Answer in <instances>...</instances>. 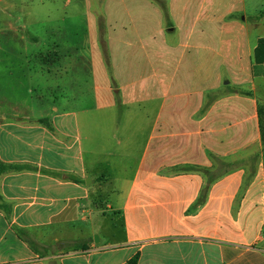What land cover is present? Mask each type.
I'll return each mask as SVG.
<instances>
[{
    "label": "crops",
    "instance_id": "obj_1",
    "mask_svg": "<svg viewBox=\"0 0 264 264\" xmlns=\"http://www.w3.org/2000/svg\"><path fill=\"white\" fill-rule=\"evenodd\" d=\"M164 1L168 18L154 0H104L99 15L69 0L52 19L54 130L4 140L19 159L2 162L37 170L0 177V264H264V37L248 22L264 9ZM75 241L87 250L61 249Z\"/></svg>",
    "mask_w": 264,
    "mask_h": 264
},
{
    "label": "rangeland",
    "instance_id": "obj_2",
    "mask_svg": "<svg viewBox=\"0 0 264 264\" xmlns=\"http://www.w3.org/2000/svg\"><path fill=\"white\" fill-rule=\"evenodd\" d=\"M68 1L0 0V159L6 161L19 159L14 153L15 146L8 148L12 152L6 151L5 138L13 140L15 145V142H19L21 138L20 127L39 126L34 122L52 111V64L55 55L51 46L56 41V37L50 30L53 27L56 29L57 24L52 21L53 18L64 13L71 15L72 8L65 7ZM75 1L73 0V4ZM103 1L88 0L90 12L99 15ZM247 2L250 16H257L264 9V0H247ZM79 13L85 15L88 13L87 8L81 6ZM40 16L44 23L38 21ZM248 22L252 26L250 38L256 44L259 38L264 37V24L258 28L254 27L256 21H252L249 17ZM262 23L264 18L260 20V24ZM23 24L27 26L25 29L28 32L17 28ZM100 24H103L102 19L99 20ZM27 35H30L29 38H26ZM32 35L41 37L39 50H36L33 44L36 40H32ZM24 47L26 50L29 48L28 55H23ZM256 86L264 128V79H257ZM245 88L248 89V86ZM233 89L230 87L231 91ZM228 91L229 89L224 87L219 94ZM101 181L90 180L86 184L83 182V185L94 188L98 187ZM105 202L106 200L95 199L93 209L102 207ZM55 262L52 258L48 264Z\"/></svg>",
    "mask_w": 264,
    "mask_h": 264
},
{
    "label": "trees",
    "instance_id": "obj_3",
    "mask_svg": "<svg viewBox=\"0 0 264 264\" xmlns=\"http://www.w3.org/2000/svg\"><path fill=\"white\" fill-rule=\"evenodd\" d=\"M155 2L159 3L162 6V9L164 11V14L166 16V18L169 17L168 15V9H167V5L166 2H161V0H154ZM264 16V10L261 11L260 15L255 17V23H259V21L261 20V18ZM254 19V18H252ZM262 44V46L264 45V39L261 40L260 42ZM107 65H108V69L109 72L111 73V66L109 64V62L107 61ZM239 94L244 95V96H250L251 93L248 91H240ZM117 95V92H116ZM260 111V110H259ZM261 119H262V115L260 113ZM35 123L42 125L46 128H48L50 131L54 130L53 124L51 119L49 118H41L35 121ZM261 133H262V141H263V146H264V128L262 126V121H261ZM229 165V164H228ZM190 168H186V170H188ZM36 171L37 168L32 167L30 165H20V164H6L4 162H2L0 160V177L3 174L6 173H11V172H20V171ZM227 171V170H226ZM210 175V179H212V173H209ZM0 211H4L9 219L11 213H12V206L6 202H4L3 197L0 193ZM16 234L19 237L20 240L28 243V245L34 250V251H39L42 249H40L41 246H39V244L37 243V241L33 238V236L31 234H29L28 232L21 230V229H16ZM61 246V249H82V250H87V246L85 245V242L83 241H75V242H66ZM49 250H54V247L51 248H44V254H40V257H43L45 255H47V252ZM137 259L138 257L136 256L134 258V260H132V262H130V264H136L137 263Z\"/></svg>",
    "mask_w": 264,
    "mask_h": 264
}]
</instances>
